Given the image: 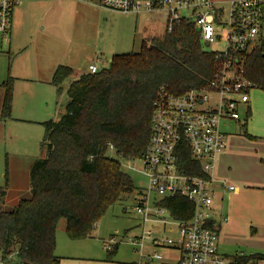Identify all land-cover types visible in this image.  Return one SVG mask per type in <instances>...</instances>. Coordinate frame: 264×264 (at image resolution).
<instances>
[{
    "label": "trees",
    "instance_id": "trees-1",
    "mask_svg": "<svg viewBox=\"0 0 264 264\" xmlns=\"http://www.w3.org/2000/svg\"><path fill=\"white\" fill-rule=\"evenodd\" d=\"M193 20L182 19L170 31L147 37L138 51L114 54L110 66L95 73L84 72L67 89L65 113L46 120L43 156L29 171L31 196L13 209L0 208V251L6 264H61L56 253V230L66 220L73 240L92 237L107 209L139 186L125 172L116 154L127 159L143 156L152 134V101L166 85L174 93L209 87L220 68L214 52L202 47ZM245 75L264 90V54L244 55ZM73 69L59 65L52 83L60 92ZM13 83H5L2 117H11ZM250 115V111L247 112ZM248 118V116H247ZM252 136V135H249ZM185 169L203 174L189 153ZM7 196L0 186V200ZM161 204L176 219H190L194 204L184 195L167 196ZM118 244L108 249L115 255ZM264 259V253L238 252L230 264Z\"/></svg>",
    "mask_w": 264,
    "mask_h": 264
},
{
    "label": "rangeland",
    "instance_id": "rangeland-1",
    "mask_svg": "<svg viewBox=\"0 0 264 264\" xmlns=\"http://www.w3.org/2000/svg\"><path fill=\"white\" fill-rule=\"evenodd\" d=\"M53 1L19 0L14 8L11 45L0 38V186L7 190L4 202L0 200V208L4 210L13 209L22 198L31 196L29 171L33 161L43 156V123L49 119H58L65 113L69 100L67 89L77 75L88 71L90 63H96L100 68L109 67L114 54L138 51L144 39L159 36L166 28L165 12L128 14L101 6L98 0H94V3L74 0L64 11L55 7ZM212 1L228 12L230 0ZM181 13L194 17L189 10ZM226 39L227 33L223 31L218 42L202 43V47L206 51L223 50ZM59 64L73 68V73L64 82L60 93L52 83L54 70ZM16 73H24L26 76L18 75L20 77L15 79ZM9 80L13 83L12 112L11 117L4 119L2 103L5 83ZM249 94L251 116L247 114V107L242 106L239 110L241 121L224 119L221 122L222 130L228 135H249L263 131L264 90L255 87ZM247 116H250L248 121ZM235 139L240 159L257 160V154L254 153L257 146L250 139ZM109 154L120 160L123 170L132 176L137 186L147 185V176L141 170L143 163L140 158L120 157L113 148H109ZM227 162L224 158L222 163L219 161L221 170H225ZM134 206L135 193L111 205L97 222L93 237L87 240H70L66 232V220L61 219L56 230L57 254H80L95 258L83 260L84 264H146L136 249L137 245L130 240L142 231L139 226L142 216ZM173 226L176 228V225ZM253 227L246 225L238 232L237 244L233 248L224 249L221 243L220 250L227 254L264 252V246L248 245L253 241L264 243V232L256 233ZM176 233L170 234L175 236ZM112 236L116 243H112L111 249L116 244L118 248L115 255L109 257L105 243ZM149 244H145V250L151 252L153 248ZM159 251L163 253V250ZM172 254L174 259L177 253L172 251ZM160 262L154 259L149 264ZM248 264L257 262L251 261Z\"/></svg>",
    "mask_w": 264,
    "mask_h": 264
},
{
    "label": "built area",
    "instance_id": "built-area-1",
    "mask_svg": "<svg viewBox=\"0 0 264 264\" xmlns=\"http://www.w3.org/2000/svg\"><path fill=\"white\" fill-rule=\"evenodd\" d=\"M99 1L110 10L128 14L165 12L170 31L182 19L193 20L203 43L218 42L222 32L227 33L224 49L211 51L220 68L209 87L174 93L162 85L157 90L152 101V134L141 157L147 185H140L135 192L134 208L142 216V231L130 240L146 262L165 258L159 250L151 253L145 250L149 241L158 248L178 247L181 250L178 264H230V258L219 250V225L211 184L217 157L226 147L221 122L240 121V107H248L249 92L258 86L245 75L242 58L256 50L264 54V0H230L227 13L212 0ZM18 3L19 0H0V34L6 40ZM183 10L191 11L194 17L183 15ZM100 69L98 64L91 63L88 72ZM186 153L199 163L203 174L185 169ZM176 195H184L194 204L190 219L174 218L171 209L161 204L163 198ZM219 219L225 221L227 216ZM157 229L165 233L157 234ZM173 231L177 232L175 236L171 235ZM115 240L112 236L105 246L111 249ZM0 264H6L1 251Z\"/></svg>",
    "mask_w": 264,
    "mask_h": 264
},
{
    "label": "crops",
    "instance_id": "crops-1",
    "mask_svg": "<svg viewBox=\"0 0 264 264\" xmlns=\"http://www.w3.org/2000/svg\"><path fill=\"white\" fill-rule=\"evenodd\" d=\"M73 2L74 0H54L53 5L55 7H60L65 11L66 8H68L69 4ZM86 2L94 3V0H90V1L86 0ZM98 2L100 3L99 0ZM13 24H14V12H13L12 25L9 29V39L6 40L4 35L0 34L1 41L6 40L7 41L6 43L9 45H11L12 42V29L14 28ZM59 65H63V64H59ZM57 67L55 68V70L57 69ZM88 71H83L82 73ZM18 75L22 77L26 76L24 73L23 74L16 73V76L14 78L15 79L19 78L20 76ZM80 75H77L76 79H78ZM62 89H63V85H62ZM248 111H250V116H251L252 114L251 104H249L247 107V112ZM250 116L246 118L247 121L250 118ZM261 129L263 130L262 132L252 133L253 135L249 134L252 136L243 135L241 133L228 135V133L225 132L226 147L222 152L219 153L217 157L216 166L213 173L214 180L211 184V188L214 194L215 207H216V219L219 225V250L221 243L224 244L223 246L224 249L233 248V246L237 244L238 232L241 231L243 227H246V225L255 226L256 229L254 227L253 228L256 233H258L259 231L264 232V121ZM235 138L250 139L253 142V144L257 146L254 151V153L257 154V160L255 158H245V160L240 159L238 155L239 152L237 148V140ZM223 158L228 160V162L226 163L225 170L223 169L221 170L219 166V161L222 163ZM231 186H234V188H231ZM220 216H227V220L219 222ZM157 232L165 233V231H160V229H157ZM175 232L176 231H173V233ZM89 238H85L81 240H87ZM76 241H80V240H76ZM56 242H57V236H56ZM261 242L263 241H260L259 242L260 244L253 241L248 245L252 247H259L258 245H260L261 247H263L264 243ZM146 243H150V242L147 241ZM149 245L153 248L151 252L159 249L163 250V254L165 258L158 259L159 261H161L160 264L179 263V259L181 257V250L178 247L158 248L156 246H153L151 243ZM56 247H57V243H56ZM69 249L72 250L71 247ZM172 251H175L177 253L174 259H172L173 256ZM220 252L226 255L230 259L232 258L233 255L237 253L236 252L233 254H227L225 252H222L221 250ZM241 252L247 253L244 251ZM59 256L62 257L61 264H84L82 263L83 260L90 261L95 259L94 257L84 256L80 254H60ZM255 262H257V264H264V259L257 261L255 260ZM146 264H149V262H146Z\"/></svg>",
    "mask_w": 264,
    "mask_h": 264
}]
</instances>
